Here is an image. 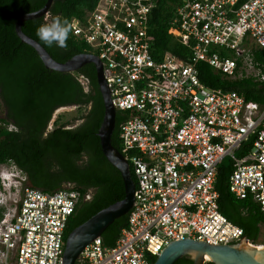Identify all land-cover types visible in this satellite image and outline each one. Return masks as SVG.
Segmentation results:
<instances>
[{
  "label": "built area",
  "instance_id": "built-area-1",
  "mask_svg": "<svg viewBox=\"0 0 264 264\" xmlns=\"http://www.w3.org/2000/svg\"><path fill=\"white\" fill-rule=\"evenodd\" d=\"M177 1L168 33L189 48L184 59L152 56L155 0H97L69 19L70 35L100 59L112 104L125 113L120 152L135 184L127 225L111 246L100 236L89 242L83 264H153L185 238L264 246L219 212L214 187L228 157L229 191L264 216V105L205 85L197 70L204 61L229 79L264 81V62L253 53L264 51V0ZM0 128L17 130L1 101ZM80 197L31 187L13 161L0 163V264H63L66 224Z\"/></svg>",
  "mask_w": 264,
  "mask_h": 264
},
{
  "label": "trees",
  "instance_id": "trees-1",
  "mask_svg": "<svg viewBox=\"0 0 264 264\" xmlns=\"http://www.w3.org/2000/svg\"><path fill=\"white\" fill-rule=\"evenodd\" d=\"M46 0H0V101L7 121L16 131L0 128V163L13 161L27 177V183L43 191L74 189L81 194L73 214L69 217L67 234L100 209L124 197V184L119 170L103 155L97 136L104 106L96 80L93 63H86L71 72H59L44 67L36 51L16 35L14 23L24 13L35 11ZM97 0H53L48 12L21 24L22 31L40 43L52 58L65 62L73 55L89 52L84 43L70 35L67 47L46 46L36 35L41 24L55 16L68 21L72 16H83ZM177 0H155L149 19L148 34L152 56L159 59L164 52L184 59L189 48L168 33ZM47 18V20H46ZM254 59L264 62V51L253 48ZM198 77L210 87L234 90L247 101L264 105V81L250 78L229 79L216 72L204 61L197 64ZM76 106L80 114L71 120L54 121V130L42 138L53 112L59 107ZM125 113L116 111L111 144L121 150L119 125ZM75 126L68 127L73 121ZM244 146L249 147V144ZM242 150L236 152L242 155ZM231 160L224 157L217 167L214 183L218 193L217 208L232 223L242 228L243 235L253 243H263L261 228L264 216L258 204L250 199L236 198L227 187ZM134 180V175L130 169ZM91 191L90 198H85ZM128 214L115 219L101 233L103 245L111 246L127 225ZM155 260V258H154ZM75 264H83L77 259ZM173 264H192L189 256ZM204 264H214L207 260Z\"/></svg>",
  "mask_w": 264,
  "mask_h": 264
},
{
  "label": "water",
  "instance_id": "water-1",
  "mask_svg": "<svg viewBox=\"0 0 264 264\" xmlns=\"http://www.w3.org/2000/svg\"><path fill=\"white\" fill-rule=\"evenodd\" d=\"M52 1L46 0L41 8L19 16L14 23L15 33L23 43L31 46L36 51L44 67L48 69L71 72L86 63L94 64L96 80L104 106V114L97 136L103 155L110 164L119 170L124 184V197L122 199L100 209L67 234L63 264H75L83 248L89 242L95 237H99L103 230L115 219L128 214L134 202L135 184L127 160L111 144L116 110L103 76L100 59L93 53L82 52L73 55L65 62H59L52 58L40 43L26 35L21 29L22 22L44 16L48 12ZM184 256H189L192 259V264H204L207 260H211L214 264H264V246H255L247 242L210 244L205 241L185 238L170 242L155 258L153 264H173L177 259Z\"/></svg>",
  "mask_w": 264,
  "mask_h": 264
},
{
  "label": "clouds",
  "instance_id": "clouds-1",
  "mask_svg": "<svg viewBox=\"0 0 264 264\" xmlns=\"http://www.w3.org/2000/svg\"><path fill=\"white\" fill-rule=\"evenodd\" d=\"M70 31V22L66 18L61 19L60 16H55L50 19V22H46L37 27L36 35L48 47L55 45L60 48H65L67 47Z\"/></svg>",
  "mask_w": 264,
  "mask_h": 264
},
{
  "label": "rangeland",
  "instance_id": "rangeland-1",
  "mask_svg": "<svg viewBox=\"0 0 264 264\" xmlns=\"http://www.w3.org/2000/svg\"><path fill=\"white\" fill-rule=\"evenodd\" d=\"M47 20V18H46ZM80 114V111H78V108L76 106H65V107H59L57 108L52 115V118L49 122V126H54V121L56 118L60 117L59 122H64L65 120H71L73 117ZM79 121H73L68 127L75 126ZM261 234L264 237V227L261 228ZM264 243V242H263Z\"/></svg>",
  "mask_w": 264,
  "mask_h": 264
},
{
  "label": "flooded vegetation",
  "instance_id": "flooded-vegetation-1",
  "mask_svg": "<svg viewBox=\"0 0 264 264\" xmlns=\"http://www.w3.org/2000/svg\"><path fill=\"white\" fill-rule=\"evenodd\" d=\"M54 130V126H49L47 125L44 129H43V134H42V138L47 137L48 133ZM91 195V191L88 192V194L85 196V198H90Z\"/></svg>",
  "mask_w": 264,
  "mask_h": 264
}]
</instances>
